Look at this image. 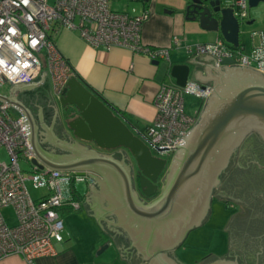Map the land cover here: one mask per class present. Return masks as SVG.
I'll list each match as a JSON object with an SVG mask.
<instances>
[{
	"label": "water",
	"instance_id": "95a60500",
	"mask_svg": "<svg viewBox=\"0 0 264 264\" xmlns=\"http://www.w3.org/2000/svg\"><path fill=\"white\" fill-rule=\"evenodd\" d=\"M246 2L247 8L251 9L264 0ZM185 13L191 20H197L201 30L219 33L230 46H239L242 22L235 16L234 5L223 6L220 0H188ZM198 60H213V65L193 59L188 61L204 65V75L200 71L192 75L199 83L211 82L210 94L203 102L194 126L179 138L182 142L175 146L176 152L160 190L157 179L167 161L154 157L123 118L115 115L76 78L67 82L59 99L63 109L61 121L67 129L65 135L73 145L62 143L53 136L51 129L55 110L49 129L42 124L40 108L38 115L45 130L41 135L47 137L44 142L55 151L60 149L67 153L56 154L40 148L34 121L15 100L21 90L39 86L45 72L42 71L38 83L14 85L9 89L8 97L0 94L1 101L22 115L19 119L25 129L30 152L34 155L33 164L54 171L75 172L78 176L87 177L88 181L96 182L101 191L97 194L89 186L90 195L93 190L95 200L92 207L88 203L89 207L103 213L98 219L105 220L104 215H112L114 220L107 219L109 230L125 234L130 246L147 264H181L167 252L179 248L187 235L207 218L212 191L237 144L251 132L264 140V74L250 67L234 65L227 58L217 63L214 57L204 54ZM169 74L175 84L182 87L189 78V68L186 65L172 66ZM112 150L118 151L120 159L107 153ZM134 166L140 172L138 185L142 196L150 198L159 191L151 202L141 201L133 189L130 172ZM103 198L108 207L101 205ZM106 248H101L97 255ZM205 264L238 263L217 259Z\"/></svg>",
	"mask_w": 264,
	"mask_h": 264
},
{
	"label": "built area",
	"instance_id": "2783aa9c",
	"mask_svg": "<svg viewBox=\"0 0 264 264\" xmlns=\"http://www.w3.org/2000/svg\"><path fill=\"white\" fill-rule=\"evenodd\" d=\"M110 0H0V91L6 85L28 84L42 70L47 74L52 94L61 98L67 82L76 78L70 64L58 51L55 39L60 30L77 33L89 47L109 50L125 49L151 61L169 62V50L181 48L191 57L208 54L219 63L231 59L234 65L253 68L264 74V40L249 52L232 49L223 39L212 43L180 44L177 36L172 45L151 47L141 40L142 25L148 10L137 15L114 11ZM235 16L241 22L247 17L246 0H234ZM39 56H41L39 58ZM210 87L188 81L184 86L161 83L153 99L155 115L152 123L133 133L158 158L173 155L176 144L196 123L201 106L193 114L185 112L184 97L193 96L205 101ZM203 104V103H202ZM0 100V149L8 162L0 160V259L20 256L27 264L41 257L56 256L57 246L64 240V226L60 211H77V200L62 198V182H83L85 177L75 172L54 171L33 164L34 155L25 136L22 116H13L10 106ZM19 119V120H18ZM30 166L46 180L48 193L33 201L26 189L25 176L20 162ZM12 208L16 223L9 226L2 214Z\"/></svg>",
	"mask_w": 264,
	"mask_h": 264
},
{
	"label": "crops",
	"instance_id": "0c3cea01",
	"mask_svg": "<svg viewBox=\"0 0 264 264\" xmlns=\"http://www.w3.org/2000/svg\"><path fill=\"white\" fill-rule=\"evenodd\" d=\"M220 1L223 6H232L234 4V0ZM111 2L110 0L109 3L112 10L126 12L131 15H137L145 9L148 10V17L141 29V40L147 46L169 48L172 45L173 36L178 37L181 45L212 43L217 38L223 39L219 33H210L201 30L197 20H191L186 16L185 10L188 0H147V2L117 0V2L113 4ZM245 20L247 24L246 31H248L250 35L247 33V35H249L248 39L241 38L240 36L238 47L243 52H249L253 47L259 44V34H262L264 40V2L251 8L247 12ZM242 32L245 33V31ZM55 43L58 51L70 64L78 77L76 79L80 83L82 81L87 84L90 88L99 93L110 106L121 111L126 120H128L125 121V124L132 128V130H142L152 123L155 115L153 99L159 85L163 82L175 83V80L171 78L169 74L172 66H188V81L203 86H211V82L199 83L192 75L195 71H200L201 75H204V65L201 66L200 64H194L188 61L193 59L196 62L211 63V65H213V60H198V57L186 55L181 48H172L169 50V62H157L121 48H111L109 50L91 48L78 37L76 32L66 29L59 31ZM42 71L45 72L44 70ZM212 74L216 73L212 72ZM41 78L42 72L32 83H38L41 81ZM13 86L14 85H6L0 91V94L8 97L10 93L9 89ZM59 99L60 98L52 94L47 74H45L43 82L39 86L27 91L21 90V92H18L15 96L16 102L20 103L21 106L29 112L34 121V126L37 128V140L40 148L43 150H50V152H54L55 149L50 148L49 144L44 142L47 137L41 135V132L44 133L45 130H43L40 125L38 116L39 108L41 109V116L43 118L41 120L42 124H45L47 129L51 126L55 110V117L51 129L53 136L62 143L73 145V142L65 135V130L67 129L61 121L63 118V111L59 105ZM9 106L10 111L15 116H22L19 110L11 105ZM54 153L62 154L67 153V151L58 149ZM107 153L115 155L118 151H110ZM115 158L118 159V157ZM99 179L102 180V178ZM83 183H85L86 186L85 193L82 195H78L77 193V195H75L76 191L73 189L71 192L73 200L79 201L80 209L83 205L86 216L88 217L87 221H95L94 223L98 226H95L91 234H88L83 240L82 237L85 231L83 228L81 231L78 230L75 223V221L84 219L83 216L81 213L76 214L75 217L67 216L65 218L67 219V224L64 225L63 223L64 231H66L65 237H63V242L57 246L58 252L56 256L37 258L34 260L33 264H141L139 261L127 259L125 254L128 251V245L122 237L119 238L121 233L119 234L109 230L107 219L111 220L112 218V220H114V217L112 215H104L103 218L107 219H98L103 213L99 214L90 208L92 207V203H95V200H92V202L90 201L89 186H91L94 191H97L95 187H99L98 184L88 181V179L84 180ZM100 191L101 190H98L97 194H99L98 192ZM43 197L44 196L41 198ZM97 199H101L100 196H97ZM64 200L69 201L68 199ZM86 200L88 201L86 202ZM101 205L108 207L105 198H103ZM69 212L71 211L66 209L60 211V217L61 213ZM95 215H97V217H95ZM95 218L98 219V223ZM61 219L63 220V218ZM99 225H101V227ZM106 239L108 242H104ZM102 243L107 246L105 250H107L109 246L114 249V257L110 261H101L99 256L102 254L100 253L97 255L98 246L102 245ZM175 250L173 255L176 258ZM213 258L216 257H210V259L202 260L196 264L208 263L213 260ZM0 264L27 263L20 256L14 255L0 259Z\"/></svg>",
	"mask_w": 264,
	"mask_h": 264
},
{
	"label": "flooded vegetation",
	"instance_id": "af4514ba",
	"mask_svg": "<svg viewBox=\"0 0 264 264\" xmlns=\"http://www.w3.org/2000/svg\"><path fill=\"white\" fill-rule=\"evenodd\" d=\"M59 105L61 107L60 103ZM91 146L94 145L91 143ZM113 156L120 159L117 153ZM169 164L166 163L157 179L159 190L167 178ZM130 173L133 189L141 201L148 203L158 196L159 191L150 198L142 196L138 185L139 170L134 166ZM95 190L100 189L95 187ZM92 195L93 190L90 195L91 202ZM214 199L222 202L227 209L233 210V214L225 228L228 237L226 252L211 261L226 259L238 264H264V140L257 133L246 134L231 153L212 191L211 202ZM120 237L128 245L125 254L127 259L147 264L141 261L142 257L137 250L130 246L129 238L125 234L119 235ZM173 252L168 251L167 254L176 259Z\"/></svg>",
	"mask_w": 264,
	"mask_h": 264
},
{
	"label": "rangeland",
	"instance_id": "374dc122",
	"mask_svg": "<svg viewBox=\"0 0 264 264\" xmlns=\"http://www.w3.org/2000/svg\"><path fill=\"white\" fill-rule=\"evenodd\" d=\"M111 1L112 4L114 2H117V0ZM249 10L250 8H247L246 12H248ZM246 28V20H243L242 31H245V33L242 32L241 38L248 39L250 34L248 33V31H246ZM247 33L249 35H247ZM40 57L41 56H39V58ZM202 103V100L197 99L193 96H185V112H187L188 114H193L199 109ZM12 115L15 116L13 113ZM173 156L174 154L164 156L162 157V159L170 163ZM0 160L4 162H8L9 160L6 151L3 148L0 149ZM20 168L23 170L25 176H31V178L25 182V186L30 198L33 201H37L42 196H45L48 193L45 178L38 173H31L30 166L25 162H20ZM73 189L76 191L75 195H77V193L78 195H82L86 191L85 183L74 181L72 183L62 182L60 184V191L64 199L73 200L71 193ZM79 213H81L84 219H81V221H75V223L78 227V230L81 231L82 228L84 229L85 232L83 233L84 236L82 237V239L84 240L88 234H91L93 228L98 225L94 223L95 221H87L88 217L86 216L83 205L79 211L61 213V218H63L64 221L62 220V222L64 223V225H66L67 219L65 218L67 216L75 217V215ZM2 214L9 226L15 225L16 219L12 208L9 207L3 209ZM232 214L233 210L227 209L225 205L218 199L212 200L210 204L209 214L206 220L199 228L191 231L181 247L175 250L176 258L178 259V261L183 264H196L201 262L202 260L210 259V257L220 258L221 256H223L228 247V237L225 228L228 221L232 217ZM65 233L66 231L62 232L63 237H65ZM104 242H108L107 239ZM104 246H106V244L104 243H102V245H99L98 251ZM101 254L102 255L99 256L101 261H110L114 257V249L109 246V248Z\"/></svg>",
	"mask_w": 264,
	"mask_h": 264
},
{
	"label": "trees",
	"instance_id": "16d2710c",
	"mask_svg": "<svg viewBox=\"0 0 264 264\" xmlns=\"http://www.w3.org/2000/svg\"><path fill=\"white\" fill-rule=\"evenodd\" d=\"M232 49H240L239 47H237V48H234V47H231ZM76 78H78L77 76H76ZM80 80V79H79ZM81 81V80H80ZM81 83L85 86V88L88 90V91H90L97 99H99L101 102H103L105 105H107L108 107H110L112 110H113V112H114V114L115 115H117V116H120L121 118H123V120L124 121H128V120H126V118L124 117V114L121 112V111H119V110H117L116 108H114V107H112V106H110V104H108L107 102H106V100H104L103 98H102V96L99 94V93H97L96 91H94L92 88H90L87 84H85L84 82H82L81 81Z\"/></svg>",
	"mask_w": 264,
	"mask_h": 264
}]
</instances>
